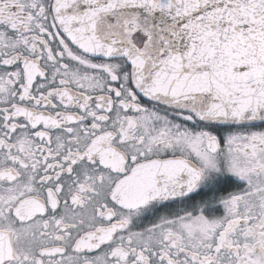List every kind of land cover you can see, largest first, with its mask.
I'll return each mask as SVG.
<instances>
[{
    "label": "snow or ice",
    "instance_id": "6c2138e0",
    "mask_svg": "<svg viewBox=\"0 0 264 264\" xmlns=\"http://www.w3.org/2000/svg\"><path fill=\"white\" fill-rule=\"evenodd\" d=\"M0 264H264V0H0Z\"/></svg>",
    "mask_w": 264,
    "mask_h": 264
}]
</instances>
